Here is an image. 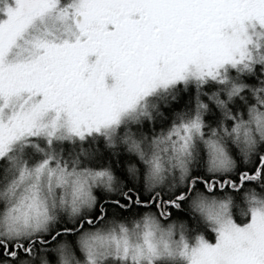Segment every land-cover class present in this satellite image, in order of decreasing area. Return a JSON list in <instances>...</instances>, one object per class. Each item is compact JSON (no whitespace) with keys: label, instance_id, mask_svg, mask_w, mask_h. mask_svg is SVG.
Masks as SVG:
<instances>
[{"label":"snow or ice","instance_id":"1","mask_svg":"<svg viewBox=\"0 0 264 264\" xmlns=\"http://www.w3.org/2000/svg\"><path fill=\"white\" fill-rule=\"evenodd\" d=\"M253 64L264 65V0H67L62 5L56 0H0V157L9 161L0 173V197L6 202L0 205V264H56L54 253L69 264L77 225L83 230L106 211L118 213L117 219L130 217L149 201L163 214L185 204L184 193L197 189H219L224 201L197 193L200 210L216 225L215 242L197 236L186 243L181 236L177 252L185 264H264V197L250 190L256 182L264 185V148L254 150V133L264 139V88L245 89L239 78ZM190 77L198 89L210 81L220 86L223 98L217 92L208 96L220 113L215 127L205 123L209 105L197 98L194 113H178L159 134L129 130L137 109H156L161 90ZM246 96L256 100L245 101ZM237 98L245 102L243 111L230 107ZM176 135L179 146L172 143ZM41 137L53 147L58 140H79L77 155L87 161H92L97 138L109 148L126 145L132 153L127 162L135 165L128 171L143 179L144 189L130 182L101 203L87 223L81 217L75 224H57L46 235L43 230L54 213L21 224L6 205L26 172L37 177L46 172L58 183L73 175L81 191L98 180L111 181L107 171H76L83 167L77 158L62 165L55 152L42 148ZM31 140L38 143H26ZM188 141L194 142L199 167L208 174L192 172L184 188L155 187L173 160L184 181L188 157L194 154ZM168 144L172 147L164 148L165 157L161 148ZM230 156L236 158L238 176L231 172ZM231 202L247 205L239 223L225 211ZM76 210L74 202L70 215ZM82 247L89 248L86 241ZM157 254L149 246L146 252L137 249L135 258ZM87 255L91 264L90 248Z\"/></svg>","mask_w":264,"mask_h":264},{"label":"clouds","instance_id":"2","mask_svg":"<svg viewBox=\"0 0 264 264\" xmlns=\"http://www.w3.org/2000/svg\"><path fill=\"white\" fill-rule=\"evenodd\" d=\"M7 2L10 4L11 0H7ZM38 2H40V0H38ZM66 2L67 0H56L57 5H62ZM93 57H89L90 63L95 62V57L94 59ZM257 68L260 72L258 86L251 87L245 84V89L264 88V65L253 64L251 72H242L240 75H255ZM181 84L185 86L192 84L197 88V81L191 77L181 82ZM202 86L203 85H201V87ZM174 87L175 86L166 92L161 90L157 99L156 109H145L143 107L137 109V111L133 113L134 122L131 123L129 130H143L145 123H147L151 130L150 133L155 132L159 134L164 131V129L158 131L153 129V124L162 117L161 105L168 102L170 90ZM251 98L253 101L256 100L255 96ZM149 117H151V119H149ZM177 127H179L178 124ZM144 135H149V133L144 132ZM40 139L43 140L42 148L50 149L55 152L60 158L62 165L64 161L71 163L73 158H77L80 161V165H83V167L77 166L76 171L83 172L85 169H90L92 171H107L111 176V181L109 182L104 179L98 180L90 185H85L81 191L75 183L76 177L73 175H66L63 182L58 183L54 176H49L46 172L39 177L29 175L26 172L24 173L23 179H17L11 200L6 205L20 218L21 224H23L26 219L31 221L41 218L44 214L54 213L55 219L50 220L43 230L46 235L48 231L54 230L57 224H63L65 222L75 224L81 217H84L83 222L87 223L97 211L99 205L105 201L111 200L112 197L117 194L118 188L125 187L127 182H131L137 187L144 189L143 179L139 175L134 176L128 171L130 167L135 166L134 164L128 163L127 160L124 161L123 172L127 177V181H125L116 174L111 162L104 161L101 163L104 152L109 153L113 160H116L122 153L127 156L132 155L124 144H118L114 148H109L104 140L97 138L91 145L93 152L92 161H87L85 158L77 155L79 148L82 146L79 140H58L55 141V147H53L49 138L41 137ZM254 139V150L256 153H260V150L264 148V139L260 138L258 132L254 133ZM26 143L35 144L38 143V141L31 140L26 141ZM172 143H176L177 146H179V143H182V141H180V136L176 135V139L172 141ZM188 144L190 150L194 154L188 157V171L184 181H181L182 173L180 169L175 166V161L173 160L171 164L165 168L163 181L157 182L155 187L162 186L166 190L170 186L173 187V190L184 188L191 183L190 177L192 172L203 170L205 174H208L206 167L203 169L199 167V153L195 150L194 142L188 141ZM165 147L171 148L172 144H168L161 148V153L166 157L167 153L164 151ZM232 147L236 148V145L233 144ZM236 151L237 154H239V148H236ZM40 154L43 153L41 152ZM33 155H36V153H33ZM230 158L234 165L231 172L238 176L239 173L235 170L236 158L231 156ZM28 159H30V157ZM93 162L97 165L96 167H93ZM26 165L27 159H25V163L22 164L21 167L23 168ZM100 165H103V167H100ZM8 166L9 161L4 157H0V173L5 172ZM117 167H119V163H117ZM72 171V168H67L68 173ZM250 190L255 191L258 197H264V185L260 182H256L255 188H251ZM2 191V181H0V192ZM148 191H151V186L145 190V195H147ZM218 192L219 189L216 193L197 189L196 192L192 194L184 193L186 203L177 208L170 209L183 212L184 216L181 217L172 216L170 210H166L162 214L161 209L154 207L149 201L148 205L145 206L139 214L117 219L118 213L116 215H108L106 211L102 213L100 217H97L96 220L92 221L88 227L83 228V230H81L80 225H77L76 230L72 233V235L75 236L76 249L72 252L73 259L69 264H90L87 255L89 248L95 257L91 264H185L184 258L177 252L178 242L181 236L184 237L186 243H191L195 241V237L197 236L207 241L205 233L210 232L215 234L214 229L216 225L200 210L197 203V193L199 197H203L209 201L216 200L218 202H223L224 197L219 195ZM97 193L103 196V200ZM61 198H63V204L61 203ZM74 202H76L77 210L70 215ZM5 204V200L0 197V205ZM124 210L126 211V209ZM3 211L4 208L0 207V213ZM225 211L229 218L234 221L237 217H242L244 219L247 215V205L243 204V202L239 204L231 202L228 204ZM61 217H63V220H61ZM105 217H107V219H105ZM146 220L148 222L147 227L145 226ZM122 227L124 229L123 231L121 230ZM76 232H79V235H76ZM169 232L171 233L170 235ZM146 233H150V235L146 237ZM85 241L89 248L82 247ZM165 243L168 246L166 249L164 247ZM61 244L68 249L71 248V244L67 241H61ZM149 246L154 247L158 254L150 259L137 261L135 258L137 249L146 252ZM57 247H59V245ZM77 253H79V255H77ZM54 255H57L56 264H62L59 255L56 253H54Z\"/></svg>","mask_w":264,"mask_h":264},{"label":"trees","instance_id":"3","mask_svg":"<svg viewBox=\"0 0 264 264\" xmlns=\"http://www.w3.org/2000/svg\"><path fill=\"white\" fill-rule=\"evenodd\" d=\"M229 74L232 77L237 76L234 70H229ZM258 77H260L259 69L257 68V71L255 75H240L239 78L242 82L245 84H248L251 87L258 86ZM213 92H217L220 94L223 98V94L221 92L220 86L217 85L215 82H208L207 84L203 85L199 90L192 84H188L187 86L183 84H177L173 89L170 90L168 102L166 104L161 105L162 110V117L153 124V129L155 130H161L166 129L169 127L175 118V116L178 113H184V114H192L194 113L195 108V101L197 98H199L202 102L207 103L209 105L208 112L205 113V123L209 127H215L216 123L220 119V113L218 109L215 108V105L212 104L208 100V96L211 95ZM251 98L249 96L245 97V101H250ZM244 101H240L239 98H237L236 102L231 105L230 107L234 112L243 111L242 105L244 104ZM143 131L145 133H150L151 130L148 127V124L145 123L143 127ZM128 159V156L125 154H121L116 160L112 159V156L104 152L103 157L101 158V163L104 161L111 162L112 167L114 171H116V174L121 177V179H124L127 181V177L125 176L123 172V164L124 161ZM117 163H119V167H117ZM130 182H127L126 185H128ZM138 189L140 187H137ZM98 196H100L101 199H103V196L100 193H97ZM183 207V206H182ZM172 216L174 217H181L184 216V213L180 210H170ZM240 220H243V218H236V221L239 223ZM205 238L211 242H215V234L214 233H205Z\"/></svg>","mask_w":264,"mask_h":264},{"label":"rangeland","instance_id":"4","mask_svg":"<svg viewBox=\"0 0 264 264\" xmlns=\"http://www.w3.org/2000/svg\"><path fill=\"white\" fill-rule=\"evenodd\" d=\"M93 59H94V57H93Z\"/></svg>","mask_w":264,"mask_h":264}]
</instances>
